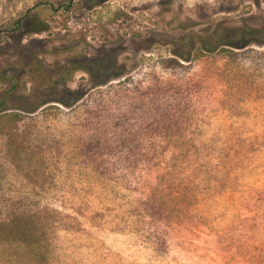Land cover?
<instances>
[{
  "label": "rangeland",
  "instance_id": "374dc122",
  "mask_svg": "<svg viewBox=\"0 0 264 264\" xmlns=\"http://www.w3.org/2000/svg\"><path fill=\"white\" fill-rule=\"evenodd\" d=\"M0 264H264V0H0Z\"/></svg>",
  "mask_w": 264,
  "mask_h": 264
},
{
  "label": "trees",
  "instance_id": "16d2710c",
  "mask_svg": "<svg viewBox=\"0 0 264 264\" xmlns=\"http://www.w3.org/2000/svg\"><path fill=\"white\" fill-rule=\"evenodd\" d=\"M32 110V109H31ZM14 116H17V115H14Z\"/></svg>",
  "mask_w": 264,
  "mask_h": 264
}]
</instances>
